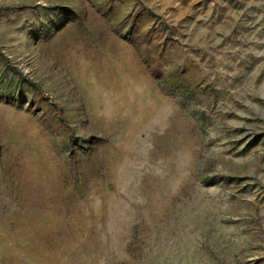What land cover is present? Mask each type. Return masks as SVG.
I'll return each instance as SVG.
<instances>
[{
  "label": "rangeland",
  "instance_id": "374dc122",
  "mask_svg": "<svg viewBox=\"0 0 264 264\" xmlns=\"http://www.w3.org/2000/svg\"><path fill=\"white\" fill-rule=\"evenodd\" d=\"M0 264H264V0H0Z\"/></svg>",
  "mask_w": 264,
  "mask_h": 264
}]
</instances>
